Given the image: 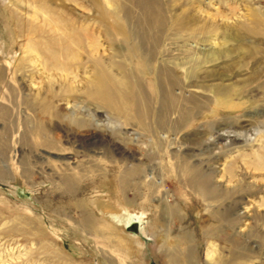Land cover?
<instances>
[{
	"label": "rangeland",
	"instance_id": "obj_1",
	"mask_svg": "<svg viewBox=\"0 0 264 264\" xmlns=\"http://www.w3.org/2000/svg\"><path fill=\"white\" fill-rule=\"evenodd\" d=\"M0 264H264V0H0Z\"/></svg>",
	"mask_w": 264,
	"mask_h": 264
},
{
	"label": "bare ground",
	"instance_id": "obj_2",
	"mask_svg": "<svg viewBox=\"0 0 264 264\" xmlns=\"http://www.w3.org/2000/svg\"><path fill=\"white\" fill-rule=\"evenodd\" d=\"M115 79L114 80V85H115V88H114V91H115V94L113 93V91H111V89L109 88H106V87H101V89L99 90L98 88L95 89L93 91L90 92V95L96 99L99 100V102H101L102 104L104 105H109L110 104V100H111V96L114 98V99H120V97L123 96V85H124V80L122 79H119V78H113ZM132 95H129L127 98H125V100H127L128 102L132 103ZM48 102V101H47ZM49 103V102H48ZM51 103V101H50ZM46 104V103H45ZM45 106V105H43ZM47 106V105H46ZM47 110V109H46ZM44 112V111H43ZM55 112H53L54 114ZM58 113V112H57ZM44 114V113H43ZM56 114V113H55ZM59 115V113H58ZM46 142V141H45ZM46 145V143H44ZM49 145V144H48ZM50 145L52 146L53 144L50 143ZM136 172V171H135ZM128 174V173H127ZM132 175V174H131ZM202 180V179H201ZM204 184L203 185H200L199 188L201 189L202 192L206 193L205 191V188H204ZM210 194V193H209Z\"/></svg>",
	"mask_w": 264,
	"mask_h": 264
}]
</instances>
